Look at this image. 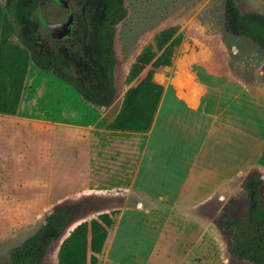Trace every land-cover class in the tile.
<instances>
[{
	"label": "rangeland",
	"instance_id": "374dc122",
	"mask_svg": "<svg viewBox=\"0 0 264 264\" xmlns=\"http://www.w3.org/2000/svg\"><path fill=\"white\" fill-rule=\"evenodd\" d=\"M68 1L75 28L60 42L49 39L37 16L42 10L48 21L65 22L68 11L53 0H20L13 13L8 0L0 5L15 27L12 42L21 44L22 34L49 65L101 88L108 2ZM125 6L115 35L117 96L109 109L93 107L30 63L18 112L0 114V264H9L11 251L57 208H70L73 216L43 264H59L62 242L101 214L113 224L98 264H251L232 253L221 219L244 216L243 182L251 174L264 178V63L253 59L251 43L225 33L224 0H125ZM172 26L180 41L155 78L164 86L161 106L175 104L173 116L160 124L159 107L147 134L109 130L126 91L145 76L127 85L132 63ZM205 89L210 98H232V120L220 123L219 115L211 120L177 103L198 105ZM152 130L164 137L149 146ZM231 151L220 165L218 158Z\"/></svg>",
	"mask_w": 264,
	"mask_h": 264
},
{
	"label": "trees",
	"instance_id": "16d2710c",
	"mask_svg": "<svg viewBox=\"0 0 264 264\" xmlns=\"http://www.w3.org/2000/svg\"><path fill=\"white\" fill-rule=\"evenodd\" d=\"M14 1L8 0V8ZM241 1L224 0V31L239 43H251L253 59L264 63V16L243 15L238 7ZM107 2L108 13L100 30L103 86L97 89L63 68L49 65L36 55L22 34H18L21 44L12 42L15 27L0 5V114L15 115L18 112L30 63L72 87L93 107L107 110L112 106L117 96L115 35L118 25L127 17V9L125 0ZM178 30L176 26L161 30L153 43L136 57L125 82L130 86L142 74L145 76L126 91L117 116L106 123L109 130L142 133L152 127L164 95V86L156 80L155 74L170 66L173 48L180 41ZM262 71L264 83V65ZM263 186L264 178L260 174L249 175L242 184L248 200L247 212L237 219L228 214L221 219V229L230 233L232 253L251 264H264ZM72 216L70 208L51 210L39 229L11 251L9 264H43L50 246L63 236ZM112 224L111 215L101 214L78 225L61 244L59 264H98V256L104 249Z\"/></svg>",
	"mask_w": 264,
	"mask_h": 264
},
{
	"label": "crops",
	"instance_id": "0c3cea01",
	"mask_svg": "<svg viewBox=\"0 0 264 264\" xmlns=\"http://www.w3.org/2000/svg\"><path fill=\"white\" fill-rule=\"evenodd\" d=\"M238 7H239L240 12L243 15L258 14V15L264 16V0H242L238 4ZM204 91L207 93V96L203 97V99H201V101L199 102L198 105H195V104L192 105V104L185 102V101L184 102H177V103H180V104L183 103L191 111L197 113L198 115H206L211 120H216L217 115H219L221 118L219 120L220 123H224V122L226 123V121L232 120V118H233V116H232V114H233V110H232L233 100H232V98L228 97L226 94L223 96H220V97L210 98L209 97L210 91L209 90L206 91V89ZM161 104L162 103H160V106H159V107H162V110L160 112V124H162V122L164 123L165 119H167L168 117L173 116L174 111H172V108L175 106L174 103H168L164 107L161 106ZM154 124H155V120H154L153 125ZM163 127H161V128L163 129ZM153 131L154 130H152V132H150V134H148V135H150L148 137V145L149 146H152V144H155L159 139L162 141L163 137H164V136H162V137L160 136L159 138H156L155 133H153ZM146 134H147V132H146ZM222 136L225 137V134ZM148 149L149 148H147L146 152L148 151ZM228 154H226L224 156H220L218 158V162L220 165L224 161H226L227 157H229V160L231 159L232 154H233L232 151ZM196 165H197V162L195 160H192L191 166H190V169L192 172L195 171ZM223 165H224V163H223ZM220 178L225 179L224 181H226V179H228L230 177H227V175H225V174H221ZM108 236H109V234H108Z\"/></svg>",
	"mask_w": 264,
	"mask_h": 264
},
{
	"label": "water",
	"instance_id": "95a60500",
	"mask_svg": "<svg viewBox=\"0 0 264 264\" xmlns=\"http://www.w3.org/2000/svg\"><path fill=\"white\" fill-rule=\"evenodd\" d=\"M56 4L67 10L68 18L63 23H50L44 17L42 12L39 13V21L46 28V31L51 39L66 40L73 36V29L75 27L74 12L70 8V4L66 0H53Z\"/></svg>",
	"mask_w": 264,
	"mask_h": 264
},
{
	"label": "flooded vegetation",
	"instance_id": "af4514ba",
	"mask_svg": "<svg viewBox=\"0 0 264 264\" xmlns=\"http://www.w3.org/2000/svg\"><path fill=\"white\" fill-rule=\"evenodd\" d=\"M66 1H68V0H66ZM18 2H20V0H16V1H14L11 5H10V8H8L9 10H10V12L11 13H13V11H14V9H15V6L16 5H18L19 3ZM69 2V1H68ZM70 4V3H69ZM42 5L44 6L45 5V3H42ZM71 8V7H70ZM40 12H42V10H39V12H38V14H37V16L39 15V13ZM69 13V12H68ZM42 14H43V12H42ZM43 17H44V15H43ZM45 18V17H44ZM74 18H75V16H74ZM46 19V18H45ZM47 20V19H46ZM38 21H39V16H38ZM48 21V20H47ZM48 22H50V21H48ZM39 23L42 25V23L39 21ZM50 23H63V22H50ZM43 26V25H42ZM44 27V26H43ZM75 28V27H74ZM44 29L46 30V28L44 27ZM73 31H74V29H73ZM47 32V31H46ZM47 35H48V33H47ZM48 37H49V35H48ZM73 37V36H72ZM49 39L51 40V41H57V42H60V41H65V40H54V39H51L50 37H49ZM71 39V38H70ZM19 40V39H18ZM66 40H69V39H66Z\"/></svg>",
	"mask_w": 264,
	"mask_h": 264
}]
</instances>
